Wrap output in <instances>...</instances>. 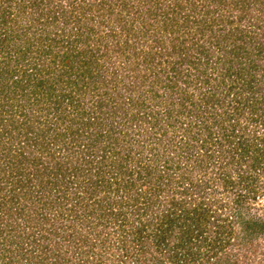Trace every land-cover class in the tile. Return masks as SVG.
Returning a JSON list of instances; mask_svg holds the SVG:
<instances>
[{"label": "rangeland", "instance_id": "rangeland-1", "mask_svg": "<svg viewBox=\"0 0 264 264\" xmlns=\"http://www.w3.org/2000/svg\"><path fill=\"white\" fill-rule=\"evenodd\" d=\"M0 41V264H264V168L219 169L264 134V0H0ZM178 200L228 220L133 232Z\"/></svg>", "mask_w": 264, "mask_h": 264}, {"label": "trees", "instance_id": "trees-1", "mask_svg": "<svg viewBox=\"0 0 264 264\" xmlns=\"http://www.w3.org/2000/svg\"><path fill=\"white\" fill-rule=\"evenodd\" d=\"M107 10H110L109 6H107ZM0 42H1L0 46L3 47L4 41H0ZM10 47L12 49L15 48L13 45H10ZM92 56L93 55H91V57ZM71 58L72 57L70 56V54H68V51L65 50L63 55H61V64H64L63 67H65L67 69H70V68L72 69L75 67L74 66L75 64H73V61H71L74 59L73 58L71 59ZM74 58H77V56L76 57L74 56ZM66 60H68V62H66ZM80 60H81V58H80ZM250 64L251 65L254 64L253 60L250 61ZM79 66H84V62L81 61ZM47 70L49 71V69H47ZM64 73H68V72L65 70ZM5 74H6L5 70L2 68V65L0 64V83L4 79H6ZM17 82H19V80L15 81V88L17 87ZM33 83H34L35 87L37 88L39 85H41L42 81L33 80ZM43 83H45V82H43ZM27 85H29V84H27ZM51 87H52V84L49 85V88H51ZM0 101L4 102V100H2V99H0ZM0 106H1L0 107V115H1L4 104L2 103ZM236 111L240 112L241 109L236 107ZM0 122H2L1 118H0ZM33 122L36 123V121H33ZM33 122H31L32 123L31 126L33 127V130L30 129L29 131L25 132V133H27V136H28V139L26 140L27 144H30L32 142L31 136L32 137L38 136V133L33 134V132L35 130L34 129L35 124H33ZM29 124H27V126ZM19 125L20 126L24 125V123L20 122ZM231 127H232L231 131L228 128L227 129L223 128V131H221V132H223V138L225 139V141L227 140V142L229 141V138L234 137L236 135V133L239 131V130L237 132L235 131L234 124H232ZM31 130H32V133H31ZM1 131L2 130H0V138L3 135V133H1ZM65 131L67 132V129H65L62 132V134H60V135L63 136ZM70 134L73 135L72 132H70ZM245 136H247V135H245ZM209 140L211 141V138ZM206 141H208L207 138H206ZM243 141H241L238 144L237 151L233 152L231 150H228V152H227L225 150L226 152L224 153V157L227 160H226L224 165L222 164L220 166L221 168H219V169H221V173L223 174L222 181L228 185L230 183V180L227 177V175L225 174L227 172H225L224 170H226L228 168L229 160L233 165H237V168H239V169H241L242 166H244L245 169L248 171H252V169L258 170L260 166H262V168H264V134L252 133V135H249ZM220 143H221V140H220ZM261 144H263V146ZM206 150H208V149H206ZM246 185H247V183H246ZM250 185H252V183L249 184V186ZM132 197H134L135 201L137 200V203H138L136 192H135V194H132ZM236 201L238 202L235 204L237 207L241 204L240 196H238V199ZM214 202L217 203V201H214ZM211 204L212 203L206 204L203 202V200L202 201L201 200L200 201L192 200L190 202L189 201L182 202L181 200H178L177 202H175V207H173L170 212L168 211L167 215H165V217H163V219L158 218L159 226H160L159 228H155L154 223L153 224L150 223L151 219H146V218L142 219V218H139V216H138L139 221L136 224L137 231L135 230L133 232L136 233L138 231H143L144 230L143 228L148 229L149 233H147L146 236H150V235L153 237L157 236V240L155 242L157 247L162 246V245H163V247L164 246L166 247V245H168L167 242L165 241V239H167V237L168 238L170 237V235H168V232L171 233L170 230L173 226L177 227V235H178L179 241L182 245H184V243L187 244L188 240L190 241V239H192L193 236L194 237L197 236L201 241H204L206 239V236H205L206 230L208 228V225L211 222L213 215H215V217L213 218V219H215V222L217 221V218H219L222 222L228 220V216H226V217L220 216V215L224 214L222 212V210L219 212V215H217L216 211L211 209ZM145 206H146V204H143L140 209L146 208ZM219 207H221V206H219ZM209 213H211L212 215H210ZM233 213H234L233 214L234 216H231L232 220H229L230 223H231V221H233V222L238 221V220H236V219H238V217H237L238 214H236L235 212H233ZM240 229L244 232V234H246V235L250 234L251 236H253L257 232H260L261 230L264 231V224H263L262 219H261V223L257 220L252 221L250 219H247V220L240 221ZM135 241H138V244L139 243L141 244V242L143 240L139 236V238H135ZM220 242L221 241H215L214 244L217 245ZM140 249L141 250L145 249V246L140 247ZM166 252L172 253V250L169 248L168 251H166ZM170 253H169V255H171Z\"/></svg>", "mask_w": 264, "mask_h": 264}]
</instances>
